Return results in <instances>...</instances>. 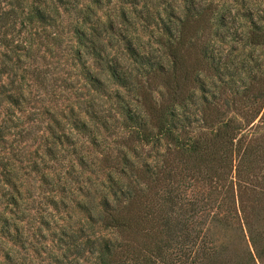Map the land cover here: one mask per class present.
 Listing matches in <instances>:
<instances>
[{
	"label": "rangeland",
	"instance_id": "obj_1",
	"mask_svg": "<svg viewBox=\"0 0 264 264\" xmlns=\"http://www.w3.org/2000/svg\"><path fill=\"white\" fill-rule=\"evenodd\" d=\"M133 1L0 0V99L11 92L20 99L0 106V264L94 261L82 251L89 230L86 214L76 204L83 201L91 181L100 189L107 177H118L130 148L135 161L140 155L145 160L151 151L142 142L127 145L121 107L135 103V93L109 79V66L119 73L132 72L135 81L144 80V68L133 62L127 47L132 43L154 63L170 61L165 44L173 43L180 31L190 71L188 90L200 96L204 80L213 83L212 91L225 93L208 127L197 130L201 139L231 123L240 128L235 144L247 135L258 144L260 157L246 170L242 199L233 173L228 180L219 181L218 176L215 184L217 179L196 176L180 163L171 166L176 174L183 173L176 176L183 183L174 194L183 205L200 204L197 231L208 247L225 258L245 263L250 257L248 264L264 263V257L256 255L264 251V48L241 39L248 27L245 18L230 28V33L238 28V42L227 31L229 37L216 35L222 33L218 18L226 15L231 20L236 0ZM237 1L243 8L247 0ZM199 10L203 19L192 20ZM28 11L45 12L46 22H30ZM188 15L183 28L180 20ZM150 82L141 96L149 103L164 80ZM220 159L215 167L227 175L226 160ZM249 188H256L254 194Z\"/></svg>",
	"mask_w": 264,
	"mask_h": 264
},
{
	"label": "trees",
	"instance_id": "obj_2",
	"mask_svg": "<svg viewBox=\"0 0 264 264\" xmlns=\"http://www.w3.org/2000/svg\"><path fill=\"white\" fill-rule=\"evenodd\" d=\"M60 2L63 4V0ZM126 3L131 4L134 1L126 0ZM242 6L244 7H240L236 0L229 11L232 19L228 20L226 15L218 18L217 27L222 33L216 32V35L229 37L227 31L238 42V28L233 27L231 33L230 28L237 20L245 18L248 27L241 39L246 40L251 47L264 48V0H247ZM27 14L32 15L30 22L34 18L41 22L47 20L43 11H28ZM189 17L188 15L184 21L180 20L183 28L189 22ZM190 18L201 21L203 11L193 13ZM181 33L180 31V35L176 36L178 38H174L173 43L165 44L170 61L154 63L150 56L141 53L130 43L127 47L130 57L144 68V80L135 81L138 77L132 76V72L119 73L115 67L109 66V79L119 87L135 93V103L121 107L123 129L127 131V145L132 147L130 142H142L151 151L147 153L145 160L140 155L139 161H135V152L130 148L123 155L124 167L119 171L118 177L110 175L107 177V184L103 183L100 189L91 181L83 193V201L76 204L86 214L89 233L85 241L86 247L82 251L84 255L88 253L94 257L91 264L251 263L250 257L244 263L242 260H234L233 257L225 258L215 247H208L197 231L200 225L197 220V205L200 204L183 205L182 199L174 194L176 186L183 183L176 176L183 173L176 174L175 168L171 166L176 167L180 163L196 176L200 174L205 179H217L215 184L219 183V179L228 180V175L233 173L238 180L234 183L238 187L237 196L242 199L247 184L246 170L254 168L260 157L258 144L248 141L247 135H242L235 144L234 140L237 139L240 128L233 127L231 123L219 127L214 136L201 139V133L197 130L208 127L209 120L220 111V101L225 93L212 91L213 83L204 80L200 86V96L188 90L190 71ZM207 49L203 48L205 59H209ZM213 64L215 62L212 60L211 66L215 68ZM151 79L164 80V84L162 90L157 91V97H152L149 103L141 99V96L150 88ZM98 81L101 85L102 81ZM19 100L17 93L2 94L0 106L4 103L15 105ZM224 101L225 106H229L228 98L225 97ZM81 125L87 127L84 122ZM74 126L76 129L80 127ZM192 133L195 135L192 136ZM220 157V161L223 158L226 160L227 175L222 176L215 167V162ZM255 190L256 188L248 189L253 194ZM201 206L205 210L209 209L206 203ZM240 209L245 211L243 207ZM239 211L235 213L241 219ZM243 218L248 220L247 217H242V220ZM98 227L109 233H100ZM250 240H253L251 235ZM252 244L256 246L254 240ZM263 254L257 251V259L263 260ZM251 258L254 260L253 253Z\"/></svg>",
	"mask_w": 264,
	"mask_h": 264
}]
</instances>
